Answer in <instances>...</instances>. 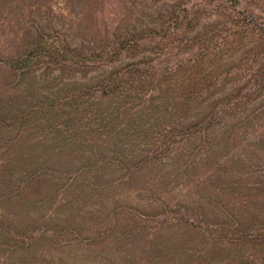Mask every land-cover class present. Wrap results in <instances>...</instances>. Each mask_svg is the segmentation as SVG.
Here are the masks:
<instances>
[{
    "label": "rangeland",
    "instance_id": "obj_1",
    "mask_svg": "<svg viewBox=\"0 0 264 264\" xmlns=\"http://www.w3.org/2000/svg\"><path fill=\"white\" fill-rule=\"evenodd\" d=\"M27 19L38 24L37 32L23 29ZM251 21H264V0H19L16 9H0L3 64L41 35L90 53L88 62L96 67L84 78L70 66L36 59L30 75L17 82L20 68L14 72L0 64V164L5 163L0 168V264H215L225 243L213 239L260 235L254 226L243 233L236 227L240 221L245 229L255 224L247 209L263 201L264 117L246 127L231 121L224 132L221 126L210 129L212 153L199 152L204 142L198 133L181 138L175 136L179 130L163 133L152 145V135L134 132L136 123L131 124L127 131L109 134L98 154L111 156L117 144L130 149L123 152L136 157L129 170L124 166L129 163L115 164V172L111 167L77 175L71 185L80 158L100 150L80 146L93 136L73 137L72 145L52 157L54 163L75 165H64L68 170L62 174L56 164L47 170L37 163L64 139L55 131L67 128L62 121L73 96L82 105L94 96L91 87L97 81L125 75L127 65H137L126 72L127 79H152L180 62H195V71L180 74H215L232 79L226 87L233 85L241 94L257 92L252 80L264 73V54L259 40L243 33ZM152 95L164 97L148 89L130 96L132 104L123 111L134 113L142 97ZM55 105L63 108H50ZM145 116L137 122L153 133L168 119L163 113ZM227 142L228 163L219 169L216 163L223 157L214 156L218 144L223 148ZM111 179L121 183L99 191ZM8 233H22L19 239L30 247L12 246Z\"/></svg>",
    "mask_w": 264,
    "mask_h": 264
},
{
    "label": "trees",
    "instance_id": "obj_2",
    "mask_svg": "<svg viewBox=\"0 0 264 264\" xmlns=\"http://www.w3.org/2000/svg\"><path fill=\"white\" fill-rule=\"evenodd\" d=\"M18 2L19 0H0V9H16L18 7ZM27 22H29V25ZM27 22L24 23L23 29L29 30V27H32V29L37 32L36 29L38 24L30 19H27ZM243 33L247 35V38H250L251 41L258 39L260 46H262V54H264V21L259 25H256V21L249 22L244 25ZM38 36L37 40H34L31 45L25 47L23 53L19 57L12 58L9 56L5 64L0 61V64H3L14 72H17V69L20 68L21 76H16V78L19 79L17 82H19L24 75H30L32 70L31 64L33 60L36 59H42V61L46 60L48 63L55 62L58 66H61V68L70 66L74 68L75 71L82 72L84 78L88 77L89 71H91L92 68L96 69V67H91L94 66L92 63L88 62L90 53H87L83 49L71 48L61 39L57 41H47L44 40L41 35ZM117 49L118 48H116V50ZM68 61L71 64L68 63ZM198 66L199 65L195 62H190L188 64L180 62L175 68L168 69L167 74H161L152 79H148V77L143 75L138 77L130 76V78L127 79L126 72L129 73L137 67L136 64H131L126 66L125 72L121 70L125 75L119 76L115 73V76L109 75L106 79L104 78L97 81L96 85L91 87V91H94V96H88L87 102L80 105L78 100H76L79 96H73V98H75L74 105L69 104L68 108L70 111L65 121H62L67 128H65V131L61 129L55 131L57 135H61L64 139H62V141L60 140L61 143L58 142L56 146L54 145L51 152L46 151V153L48 152L47 154L45 153L44 156H40L37 163L42 164L41 168L46 166L47 170L56 167L53 166L56 164L58 166L55 169L62 174L68 170L64 165L69 166L72 165L73 162L54 163V158L52 157L60 154L63 149L72 145L73 142H75V139H72L73 137L93 136L89 138L90 141L81 142L80 146H84V149H88V151L100 150L98 153L92 151L90 156L80 158V165L76 166L74 175L70 177L71 179L68 184L71 185L77 175L91 174L104 168L110 169L111 167L112 172H115V164L129 163L128 165L124 164L125 169L129 170L131 164L135 163L134 159L136 157H129L133 153L123 155V152L124 150L131 152L130 149H122L123 147H120L122 145L117 144V148L112 151L113 154L111 156H102L98 154H102L107 146L109 134H120L123 129L127 131V127L131 124L136 123V125H133L131 128L134 132H149L152 135V145L157 143L156 141L163 133L172 135L171 131L176 133V131L179 130L175 136L180 138L193 136L194 133H198L200 135L199 139L201 138L204 142V146L199 152L204 151L206 153H212L213 148L208 141L209 136L207 135L210 129L213 128L214 130L215 127L221 126L222 129L219 130L223 131L231 121L238 124V126L246 127L263 119L264 73L252 80L258 89L257 92L253 90L241 94V91H235L233 85L226 87L228 82L232 79H220L216 77L215 74L205 78H198L196 74L192 76H183L180 74V72L184 70L193 69L195 71ZM218 66L219 62L217 61L216 67ZM262 69L264 72V67ZM148 89L158 94L164 93V97L161 98L160 96L152 95V98H150L144 96L140 104L137 105L138 107L135 109L134 113H126L123 111L132 104V102L129 101L131 98L130 96L135 94L142 96ZM83 95H85V93ZM150 104L152 106L149 107ZM176 105H180L181 109H177ZM103 106H105L104 109L102 108ZM50 108L61 110L63 106L55 105L52 107L50 106ZM148 112H150V114H148ZM162 113L168 118L163 130L153 133L149 126L137 122L140 118H143L144 115H146L145 117H155ZM139 114L140 116L138 117ZM81 120L82 122H86L82 127L77 125ZM16 121L17 119L14 120V122ZM180 121L181 126L179 125ZM182 121H186L187 123L182 124ZM120 125H124L123 128ZM223 132L221 133L223 134ZM101 135H105L107 140L97 143L95 139ZM205 144L209 146H205ZM228 145L227 142L223 148L219 144L217 146V153L214 157H217V159L223 157V159H221L222 161L218 160V163H216L219 169L223 168L224 164L226 165V163H228L224 161L228 157ZM220 154L221 157L219 156ZM4 164V162L1 163L0 168H2ZM69 168L73 169L74 167ZM137 169H139L138 165L135 167V170ZM39 174L41 176L46 175L41 169ZM102 176L100 173L98 177H95L102 178ZM119 183L121 182L111 179L110 182L106 183L99 191L102 192L106 188ZM233 184L236 185V183ZM95 187L97 188L98 186ZM259 194L263 201L257 203L259 206H251L247 209V215L251 218L250 220H256L255 224H250L245 229L244 224L240 221L236 228L243 233L249 231V229L254 226L261 234L256 237H252V235H242L232 240L224 238L213 239L214 242L220 244L225 243L223 247H219L220 255H218L219 258L217 257L218 261L215 264H264V187L260 189ZM249 195L248 193L247 198H249ZM238 210L240 211V208ZM256 211L258 213L257 215H255ZM225 230L227 229H221V231ZM14 235L15 236L8 233V238L14 240L12 246L19 247L22 245V248L26 249L30 247V243H24L19 239L24 237L22 233L21 235L14 233ZM17 241H20L21 244ZM232 246L235 248H232ZM184 254L187 255L186 252Z\"/></svg>",
    "mask_w": 264,
    "mask_h": 264
}]
</instances>
